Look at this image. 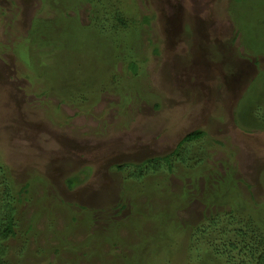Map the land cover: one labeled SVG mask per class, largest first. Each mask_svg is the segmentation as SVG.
Instances as JSON below:
<instances>
[{"label": "rangeland", "instance_id": "374dc122", "mask_svg": "<svg viewBox=\"0 0 264 264\" xmlns=\"http://www.w3.org/2000/svg\"><path fill=\"white\" fill-rule=\"evenodd\" d=\"M56 1L0 0L7 261L264 264V0Z\"/></svg>", "mask_w": 264, "mask_h": 264}, {"label": "trees", "instance_id": "16d2710c", "mask_svg": "<svg viewBox=\"0 0 264 264\" xmlns=\"http://www.w3.org/2000/svg\"><path fill=\"white\" fill-rule=\"evenodd\" d=\"M57 1H60V0H57ZM63 4H65V2L61 1V5H63ZM236 20H237V18H236ZM240 33L241 32L239 31L238 37L240 36ZM118 57H119V54H118ZM133 64L134 63L132 62L131 66L133 67L134 70H136V68L134 66L135 64L134 65ZM137 67H138V65H137ZM260 76H262V74ZM263 80H264V75H263ZM238 109H239V107H238ZM239 115L240 114H237L236 116H238V118H239L240 117ZM243 122H245V121H243ZM203 136H204V132L202 130H195L193 132L188 133L185 136V138L183 139L182 143L191 142V141L197 140ZM174 155H176L175 160L173 159ZM179 157H181V159L183 158L181 151L175 150L173 155H170L169 158L164 157L163 159L165 161H167L169 163V165H171V166H174L178 162H180V164L183 165L185 158H183L180 161ZM170 158H171V161H170ZM123 166L124 165L120 166V169H122ZM77 181H78L77 178H70L68 180V184H69V186H72V185L76 184ZM12 191L14 192V189H12ZM9 192H10V190L6 191V193H5V194H7V196H6L7 199H8V197H10ZM241 205L245 208V204L244 205L241 204ZM234 212H235V210H233V213ZM4 215H6V216L0 217V264H11L10 261L9 262L7 261V260H9V250L7 251L5 249V247L3 246V242L8 240L11 236L15 235L16 225H15V218L13 215L12 208H9V210H7ZM248 221H249V225L256 227V228L249 229L248 227H250V226H247V224H244L243 226H239V227L237 226L236 229L238 230V232H236V234H237V236H239L240 240L245 239L246 237H244V235L247 236V234L254 237L253 238L254 240H258L257 243H255V241L250 243L249 246H251V250H248L250 252L249 254L253 258H255V256L259 252L262 253V255L264 256V212L260 215V217L256 218L253 216L251 218H248ZM224 226L226 227V223L224 224ZM230 227L233 228V223L230 224ZM233 230L234 229L227 230V228H225L223 231L220 232V234H221L220 236L227 235L229 232H233ZM252 230L254 231V233H252ZM256 232H258V238L256 237ZM236 242H237V240H236ZM246 242H248V240ZM236 245H237V243H232L228 248H230V249L234 248L235 249L237 247ZM1 246L4 247V250L1 248ZM7 256H8V258H7Z\"/></svg>", "mask_w": 264, "mask_h": 264}]
</instances>
